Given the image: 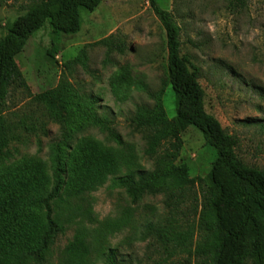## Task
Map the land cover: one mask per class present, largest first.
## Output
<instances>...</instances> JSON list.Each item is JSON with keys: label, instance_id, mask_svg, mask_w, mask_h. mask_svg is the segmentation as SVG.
<instances>
[{"label": "rangeland", "instance_id": "374dc122", "mask_svg": "<svg viewBox=\"0 0 264 264\" xmlns=\"http://www.w3.org/2000/svg\"><path fill=\"white\" fill-rule=\"evenodd\" d=\"M37 1L0 0V40L7 26ZM157 1L180 28L181 55L197 73L206 113L235 140V152L244 164L264 170V0ZM80 18L81 30L73 36L55 35L45 23L16 56L28 91L11 90L0 106V172L34 162L52 183L50 145L59 128L32 97L66 79L78 93L97 100L99 113L112 119L117 138H106L97 129L74 135L63 156L67 171L80 148L90 157L107 159L109 169L78 196H69L66 186L52 204L53 219L63 226L64 234L44 264H103L110 250L131 264H182L188 255L180 249L140 241L144 227L164 215L162 198L146 197L132 205L113 186L120 177L152 169V161L143 154L142 136L128 126L134 108L151 106L149 94L159 93L166 118L175 117V100L167 83L165 30L149 0H101L93 13L81 10ZM125 72L126 79L118 82ZM180 138L176 165H186L191 179H203L210 171L213 150L193 128ZM66 183H71L70 177ZM190 218L188 222L196 225L197 219ZM193 232L188 249L199 241L197 228ZM79 243L84 248L74 250Z\"/></svg>", "mask_w": 264, "mask_h": 264}, {"label": "trees", "instance_id": "16d2710c", "mask_svg": "<svg viewBox=\"0 0 264 264\" xmlns=\"http://www.w3.org/2000/svg\"><path fill=\"white\" fill-rule=\"evenodd\" d=\"M149 2L165 30L167 83L175 100V117L171 121L166 118L159 93L149 94L151 106L134 108L128 126L142 136L143 154L152 161V169L120 177L113 186L123 191L132 205L146 197L162 198L164 215L144 227L140 241L151 240L167 250L180 249L188 255L182 264H264V170L244 164L235 152V140L206 113L197 73L181 55L180 28L157 0ZM100 3L38 0L7 26L0 40V106L11 90L28 91L15 58L44 24L55 35H76L81 30L80 11L93 13ZM49 55L53 58L51 51ZM127 76L122 73L118 82ZM32 99L45 107L50 123L59 128L58 138L50 145L52 183L34 162L0 172V264H44L49 250L64 234L63 226L53 219L52 204L66 186L68 195L75 197L108 172L107 159L90 157L82 148L75 151L67 171L63 156L74 135L97 129L106 138H117L112 119L99 113L97 100L78 93L66 79ZM188 128L197 130L215 154L203 179H191L186 165H176L182 149L180 136ZM190 216L197 219L196 225L188 222ZM195 228L199 241L188 249ZM72 248L84 246L79 243ZM103 264L131 263L119 260L110 250Z\"/></svg>", "mask_w": 264, "mask_h": 264}]
</instances>
